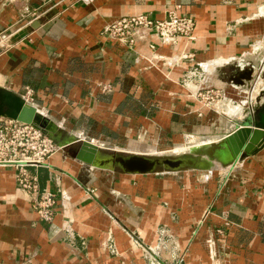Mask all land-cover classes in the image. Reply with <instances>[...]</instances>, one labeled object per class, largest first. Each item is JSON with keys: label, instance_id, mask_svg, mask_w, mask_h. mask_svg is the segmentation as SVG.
Instances as JSON below:
<instances>
[{"label": "crops", "instance_id": "1", "mask_svg": "<svg viewBox=\"0 0 264 264\" xmlns=\"http://www.w3.org/2000/svg\"><path fill=\"white\" fill-rule=\"evenodd\" d=\"M262 5L0 0V88L22 97L32 90L29 103L96 145L166 151L185 136L221 134L223 127L227 135L235 121L204 107L184 81L203 67L199 86L222 89L227 107H239L243 93L231 88L226 69L235 58L255 60L252 47L264 38ZM178 7L196 22L193 41L166 46L147 32L128 50L103 33L120 18L162 20ZM220 60L210 74L205 66ZM28 170L40 193L56 195L55 217L42 222L36 196L17 183L16 166H0V264H151L153 254L163 264H264V149L230 177L114 175L62 150ZM166 240L168 250L159 252Z\"/></svg>", "mask_w": 264, "mask_h": 264}, {"label": "built area", "instance_id": "2", "mask_svg": "<svg viewBox=\"0 0 264 264\" xmlns=\"http://www.w3.org/2000/svg\"><path fill=\"white\" fill-rule=\"evenodd\" d=\"M259 11L264 16V5ZM195 30V20L188 15L180 14L178 7L170 10L166 18L162 20L154 19L149 15L120 18L107 25L103 33L110 40L132 50L147 32L153 33L163 45L170 46L176 45L181 39L193 41ZM251 52L252 56H258L256 60L250 61L244 58L230 60L238 71L247 69L252 71L250 90H242L240 86L231 85L234 90L245 95L248 104L256 102L257 98L264 93V38L252 47ZM205 74L203 67L194 68L188 73L184 85L190 89L192 96L204 107L213 106L219 102V99L230 100L222 89L199 86ZM23 98L28 102L33 101L32 90H26ZM59 150L60 148L39 128L0 115V166H16L17 183L24 191L36 196L35 210L40 220L46 223L54 220L57 198L49 191L40 193L38 179L30 175L28 169L46 165L50 157ZM149 259L151 264H163L155 257V254L150 255ZM177 264H182V261Z\"/></svg>", "mask_w": 264, "mask_h": 264}, {"label": "water", "instance_id": "3", "mask_svg": "<svg viewBox=\"0 0 264 264\" xmlns=\"http://www.w3.org/2000/svg\"><path fill=\"white\" fill-rule=\"evenodd\" d=\"M252 79V71L247 69L242 72L236 71L228 83L240 86L242 90H250ZM261 106L258 113L255 111L257 108L252 107L248 122L237 125L230 133L207 147L204 154L213 161L209 166L211 168L208 169L198 166L197 161L193 159H185V156L118 151L80 139L67 132L66 128L21 95L0 88L1 116L39 128L72 159L122 175H150L164 171H212L216 170V167L229 169L236 166L243 161L244 156L254 155L264 149V101L261 102ZM217 151H220V154Z\"/></svg>", "mask_w": 264, "mask_h": 264}, {"label": "rangeland", "instance_id": "4", "mask_svg": "<svg viewBox=\"0 0 264 264\" xmlns=\"http://www.w3.org/2000/svg\"><path fill=\"white\" fill-rule=\"evenodd\" d=\"M251 54H252V52H251ZM207 65H208V67H207ZM207 65L205 67H207L206 69L208 70V72L210 74H215L217 72V69L221 66V62L218 61V62L210 63V64H207ZM229 66H230L229 69L228 68L226 69L227 72L225 71L226 74H228V75H225V79H227V80L230 77V75L232 76L233 74H235L236 71H238L236 69L235 65L230 64ZM217 89H220V88H217ZM238 96H240V94H238ZM241 96L242 97L244 96V99L240 98V100H239L240 101V106L239 107H238V105L235 108L233 106L227 107V102H225L222 99H219L218 103H215L213 106L206 107V108H208V109L212 108L213 110H216L218 112V114H219V117L221 116L223 121L231 119L232 121H235L234 123H236L237 125H243L244 123L248 122V116L250 115V113H252L251 109H252L253 106L257 108V110L255 109L256 113L259 112V110L263 106V105L261 106V102L264 101V96H262V94H261V96L257 98L256 102L254 101L251 104H248L247 99L245 98L244 94L241 95ZM222 103H226V104L224 105ZM243 105H244V107H243ZM55 122H57V121H55ZM63 127L66 128L65 126H63ZM223 128H224L223 129V131H224L226 128L225 127H223ZM235 128H236V126H235ZM66 130L69 133H73V132H70V130L67 129V128H66ZM223 131H221V134L216 133V134H206V135H202V136H194V135L185 136V137H183L184 139L182 140V142L177 143L175 146H173V144L166 143V145H172L174 147L172 150H166V151H162L161 150V151H158V150H156L154 148H150V147H144L143 148L141 146H135L138 149L139 148L140 149L141 148L146 149L144 151L141 150V151H136V152H139V153L142 152V153H147V154H151V155H158V154L166 153V154H172V155L178 156V157L179 156H194V157L200 158V160H202V161H208V162H210V165H212L213 161L210 160L204 154V150L207 147H209L212 143H214L215 141H218L221 138H223L225 136ZM207 138L209 140V143L204 144L203 141H206ZM99 145H101V146L105 145L106 148L116 149L118 151H127V148L120 149V148H117L116 146H114L112 144H105V143L102 144L101 143ZM125 147H127V146H125ZM129 150H130V148H129ZM259 151H261V150H259ZM132 152H134V151H132ZM247 157L248 156H244L242 159L244 160ZM236 166L234 165V166L230 167L229 169H222V168L216 167L217 169L216 170H212V171H179V172H167V171H164V172H160V173L154 174V175H157V176L167 175V177H168L169 175L176 174V176L182 177V174H185V173L202 172V174H204L203 176H210V178H212L211 176H213L214 174L222 175L224 173H227L228 174L227 177H230V176H232V173L234 172ZM210 168L211 167H208V169H210ZM98 170H101V169L98 168ZM110 173H112L114 175L118 174V173H115L113 171H110ZM166 244H167V246L161 245L159 252L160 251L163 252L166 249L168 250V241L166 242Z\"/></svg>", "mask_w": 264, "mask_h": 264}, {"label": "bare ground", "instance_id": "5", "mask_svg": "<svg viewBox=\"0 0 264 264\" xmlns=\"http://www.w3.org/2000/svg\"><path fill=\"white\" fill-rule=\"evenodd\" d=\"M257 57V56H256ZM256 57H255V60H256ZM220 62H221V64H223V63H225V61H221L220 60ZM227 63V62H226ZM207 67H208V65H207ZM206 67V68H207ZM217 67V66H216ZM231 88L233 89V87L231 86ZM234 90V89H233ZM205 142H207V141H205ZM140 149V148H139ZM207 150V148L204 150V152ZM139 151V150H138ZM218 153L220 152V151H217ZM217 152H216V154H217ZM224 153V152H223ZM220 154V153H219ZM185 159H193V160H195V161H197V163H198V166H201V167H205V168H208L209 167V165H210V162H208V161H202V160H200V158H197V157H194V156H185Z\"/></svg>", "mask_w": 264, "mask_h": 264}]
</instances>
